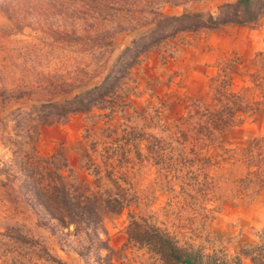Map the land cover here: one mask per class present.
Returning a JSON list of instances; mask_svg holds the SVG:
<instances>
[{
  "label": "rangeland",
  "instance_id": "1",
  "mask_svg": "<svg viewBox=\"0 0 264 264\" xmlns=\"http://www.w3.org/2000/svg\"><path fill=\"white\" fill-rule=\"evenodd\" d=\"M243 1L0 0V264H169L137 232L264 264V0Z\"/></svg>",
  "mask_w": 264,
  "mask_h": 264
},
{
  "label": "trees",
  "instance_id": "2",
  "mask_svg": "<svg viewBox=\"0 0 264 264\" xmlns=\"http://www.w3.org/2000/svg\"><path fill=\"white\" fill-rule=\"evenodd\" d=\"M238 2H245L243 0H238ZM80 198L83 202L80 201ZM78 201L75 202L74 206L77 207V209L81 210L83 209L81 204L89 202V199H92V196L90 198L88 197H80ZM45 206L49 208H53L54 210H62V209H68L69 205H71L66 198L65 192L61 188H56L54 185H51L49 187V191L47 192V195L45 196ZM109 201L116 202L115 199H105L102 202L103 203H109ZM49 204V205H46ZM121 207V206H120ZM53 210V211H54ZM120 208L116 209L114 211V214H117L119 212ZM59 221H61L60 217H55ZM138 224H134V227H138ZM142 233L137 232L136 235L133 237L136 240H141L142 238H150L151 240H155L154 247L157 249V251L160 253L162 257H164L166 262H169V264H202L200 259L196 256L186 255L183 256L180 254L179 249L176 248L173 244H171L169 238H167L166 235H161L159 232L155 233L154 235H149V237H142Z\"/></svg>",
  "mask_w": 264,
  "mask_h": 264
}]
</instances>
